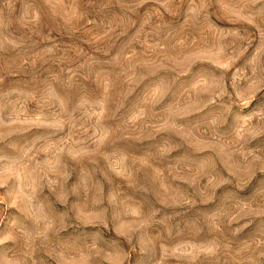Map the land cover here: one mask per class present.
Returning a JSON list of instances; mask_svg holds the SVG:
<instances>
[{
	"label": "rangeland",
	"instance_id": "obj_1",
	"mask_svg": "<svg viewBox=\"0 0 264 264\" xmlns=\"http://www.w3.org/2000/svg\"><path fill=\"white\" fill-rule=\"evenodd\" d=\"M0 264H264V0H0Z\"/></svg>",
	"mask_w": 264,
	"mask_h": 264
}]
</instances>
